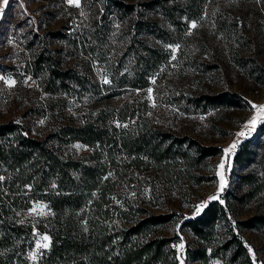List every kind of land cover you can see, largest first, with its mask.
<instances>
[{"label": "rangeland", "instance_id": "374dc122", "mask_svg": "<svg viewBox=\"0 0 264 264\" xmlns=\"http://www.w3.org/2000/svg\"><path fill=\"white\" fill-rule=\"evenodd\" d=\"M203 10L198 19H191L184 29L176 30L174 41H163L136 33L134 15L123 19L111 0H79V6L69 4L68 0H8L6 5L0 0L1 122L15 120L24 125L25 132L44 136L59 125H74L100 114V122L124 128L130 123L121 122L118 111L125 103H131L138 117L146 118L149 125L178 135H191L203 144L222 146V151L208 157L198 170L205 177L202 181L179 172L180 163L176 160H170L162 170H155L149 161L137 165L118 147L115 163L107 160L104 152L93 156L107 161V173L116 175L117 203H123L122 197L128 195L152 212L168 211L176 216L158 231L178 235L171 243L175 245L177 264L181 260L186 264V245L192 238V232L182 226L184 219L198 215L212 200L228 206L233 223L253 211L252 204L240 207L231 198L227 202L226 196L230 197L237 172L242 170L234 162L235 153L246 139L260 133L259 127L264 123V114H260L254 129L249 123L257 116L252 105L264 106V75L258 78L257 73L250 74L251 60L244 65L234 56L239 53L241 57L255 59L264 71V0H206ZM131 35L147 39L164 53L162 62L150 70L149 81L143 87H119L114 81L117 76L113 71L120 61L121 72L131 70L132 60L126 54ZM39 52L47 54L54 67L75 69L81 83L72 81L56 92L47 90L44 82L48 74L39 71L38 74L34 65ZM221 90L237 92L244 103L202 111L188 99ZM241 132L245 135H239ZM260 135L263 137L264 132ZM253 141L258 149V140ZM234 143L235 149L225 153ZM59 149L65 157L93 161V147L81 140H65ZM4 177L5 173L0 172V178ZM5 189L6 185L0 182V191ZM21 201L26 204L24 198ZM52 213L47 200L35 198L29 206L13 209L10 214L17 224H25V228L32 225L33 243L26 251L31 264H37L43 250L50 247L51 235L40 224L47 223ZM235 230L251 249L254 263L262 264L264 230L238 227ZM45 236L49 238L47 241L43 239ZM45 243L47 248L43 247ZM37 244L41 247L37 248ZM181 244L183 249L179 247ZM17 262L14 260L12 264Z\"/></svg>", "mask_w": 264, "mask_h": 264}, {"label": "trees", "instance_id": "16d2710c", "mask_svg": "<svg viewBox=\"0 0 264 264\" xmlns=\"http://www.w3.org/2000/svg\"><path fill=\"white\" fill-rule=\"evenodd\" d=\"M173 1L111 0V3L123 19L134 15L136 33L174 41L176 30L181 31L189 25V20L201 16L206 0ZM94 22L99 28L98 21ZM131 36L126 43V54L132 60L131 70L121 72L120 61L113 71L119 87L145 86L150 70L164 58L161 48L145 38ZM234 56L244 65L251 60L250 74L257 73L258 78L264 75L255 59L241 57L239 53ZM50 61L44 52H39L34 59L37 73L48 74L44 82L47 90L56 92L72 81L81 83L75 69L54 67ZM188 99L194 108L202 111L210 107L241 106L245 101L230 90L203 92ZM131 105L125 103L118 111L121 122L130 123L124 128L100 122L99 114L74 125H59L44 136H35L25 132L22 123L0 121V172L5 173L0 182L6 185V189L0 191V264H12L14 260H19L16 264L22 261V264H31L26 251L33 243L30 240L32 225L27 224L25 228V224L12 220L10 214L13 209L29 206L35 198L47 200L53 210L48 222L40 224L41 229L49 231L52 240L37 264L178 263L171 245L178 235L158 231L176 216L168 211L152 212L128 195L122 197L123 203H117L116 175L107 173V161L93 156L104 152L107 160L115 163L118 147L137 165L149 161L155 170H162L163 165L176 160L180 163L179 172L202 181L205 177L198 170L204 167L208 157L219 154L222 146L203 144L191 135H178L149 125L146 118L138 117ZM259 132H264V123ZM260 133L246 139L235 153L234 162L242 170L237 172L230 197L226 196L227 202L231 198L240 207L252 204L253 211L233 223L228 206L212 200L198 215L184 219L182 226L192 232L186 245V264H214V260L217 264H255L235 227L264 230V135ZM253 139L258 140V149ZM65 140H81L92 146L93 161L65 157L59 149ZM22 198L26 200L24 205Z\"/></svg>", "mask_w": 264, "mask_h": 264}, {"label": "snow or ice", "instance_id": "6c2138e0", "mask_svg": "<svg viewBox=\"0 0 264 264\" xmlns=\"http://www.w3.org/2000/svg\"><path fill=\"white\" fill-rule=\"evenodd\" d=\"M3 2H4V4L6 5V4L8 3V0H3ZM68 3H69V4H75L76 6H79V0H68ZM192 27L195 28V27H196V24L193 23V24H192ZM177 47H178V46H177ZM173 59H175L174 56H173ZM0 79H2V77H0ZM107 82H108V81L105 80V83H107ZM8 83L11 84V83H14V82H12V81H8ZM149 91H151V89H149ZM252 107H253L254 109H256V111H257V116H256V117H253V119H252L251 121H249V123L252 125V128L254 129L255 126L257 125V123H258L259 120H260V114H264V106H257V105H255V104H253ZM239 135L243 136V135H245V133L241 132ZM78 147H79V146H78ZM235 147H236V144L234 143V144H232V145L230 146L229 149H225L224 151H225V153H228V152L232 151L233 149H235ZM219 167L222 169V168L224 167L223 163H222L221 165H219ZM221 187H223V185H221ZM212 199H217V197H212ZM200 207H203V205H201ZM197 211L199 212V208L197 209ZM43 239H44L45 241H47L49 238H48L47 236H45V237H43ZM39 247H41V245H40V244H37V248H39ZM43 247L47 248V247H48V244L45 243V244L43 245ZM174 247H175V245H174ZM179 247H180V249H183L184 245L181 244ZM249 251H251V249H249ZM254 255H255V254L253 253V257H254ZM33 258H35V257L33 256ZM180 264H183V260H181Z\"/></svg>", "mask_w": 264, "mask_h": 264}]
</instances>
